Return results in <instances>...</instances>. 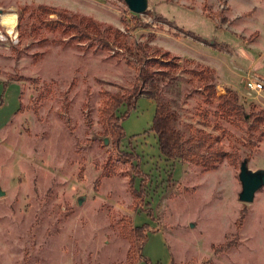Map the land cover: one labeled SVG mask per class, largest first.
<instances>
[{"label": "rangeland", "instance_id": "1", "mask_svg": "<svg viewBox=\"0 0 264 264\" xmlns=\"http://www.w3.org/2000/svg\"><path fill=\"white\" fill-rule=\"evenodd\" d=\"M9 13L15 35L2 24ZM0 32V81L20 91L0 129V264H264V187L243 203L239 179L244 161L264 170V89L246 86L264 85V0H147L140 15L121 0H0ZM137 44L160 73L184 149L226 153L215 170L160 154L146 97L116 148L101 109L135 83L127 48ZM227 90L241 112L220 106ZM132 151L129 163L121 152ZM137 164L150 179L135 213ZM143 225L157 231L141 259L122 231Z\"/></svg>", "mask_w": 264, "mask_h": 264}, {"label": "trees", "instance_id": "2", "mask_svg": "<svg viewBox=\"0 0 264 264\" xmlns=\"http://www.w3.org/2000/svg\"><path fill=\"white\" fill-rule=\"evenodd\" d=\"M45 10H49L51 12L52 9ZM167 23L168 25L170 24L177 28L174 22L169 21ZM186 33L188 34L187 36L192 37L196 41L210 44L208 40L202 38L201 36H197L189 31H186ZM127 51L133 53L139 62L137 79L128 93L118 92L107 94L104 107L101 109L102 121L106 124L107 131L112 134L116 148L118 149L120 141L124 137L121 122L128 116L129 112L135 108L138 98L146 97L155 103V115L152 121L151 131L156 136L160 154L168 160L183 158L197 166L203 167L205 171L215 170L217 166L227 157L226 153L223 150H217L209 155H205L199 152L191 150L187 151L184 149L182 133L177 127V113L172 110L169 103L164 100L161 95V80L159 71L144 67L143 63L145 51L143 45L137 44L133 47L129 46ZM213 89H215V87ZM218 100L221 107L228 106V110L236 109L238 112L242 111V107L238 106V94L233 93L231 90H227L226 95L219 97ZM121 107H124V112L117 114ZM242 116L244 118L243 113ZM256 119L260 122L264 121V117H260V115H258ZM121 154L127 158V162L129 163H132L133 160L137 159V155L133 151L131 153L121 152ZM132 168L133 175L128 182V188L130 193L135 198L132 210L136 213L137 211H142L144 208L146 198L145 191L150 178L140 169L139 164L132 165ZM136 178H140L138 189L135 187ZM147 214L152 216L149 211H147ZM130 229L132 231L123 227L122 231L131 246L128 254L132 253V247L136 246L139 251V257L142 259L141 250L146 242V230L148 227L146 225L140 227L133 226L130 227ZM144 262L145 264H150L147 260H144Z\"/></svg>", "mask_w": 264, "mask_h": 264}, {"label": "water", "instance_id": "3", "mask_svg": "<svg viewBox=\"0 0 264 264\" xmlns=\"http://www.w3.org/2000/svg\"><path fill=\"white\" fill-rule=\"evenodd\" d=\"M129 11L135 15L143 14L147 9V0H123ZM108 143L104 139V144ZM239 179L242 184V192L240 200L243 203H252L255 199L256 193L264 187V170L250 171L247 161L241 165ZM0 195L3 193L0 191Z\"/></svg>", "mask_w": 264, "mask_h": 264}, {"label": "crops", "instance_id": "4", "mask_svg": "<svg viewBox=\"0 0 264 264\" xmlns=\"http://www.w3.org/2000/svg\"><path fill=\"white\" fill-rule=\"evenodd\" d=\"M16 84H5L3 82L0 81V86H2V96L0 95V129L2 127H4L8 122H10V120L12 119V117L15 115L16 111H18L19 109V97H20V91L18 88L15 87ZM4 86V88H3ZM13 88H16L17 91H15V103H14V106H13V109L10 110V113L7 114L6 116V110L8 109L7 106V101L8 99L10 98V94L8 95L9 92H11V90ZM0 93H1V88H0ZM6 104V105H5ZM3 118V120H2ZM2 121L5 122V124L2 126ZM157 230H146V233L148 232H156ZM167 244V243H166ZM141 261V260H140Z\"/></svg>", "mask_w": 264, "mask_h": 264}, {"label": "bare ground", "instance_id": "5", "mask_svg": "<svg viewBox=\"0 0 264 264\" xmlns=\"http://www.w3.org/2000/svg\"><path fill=\"white\" fill-rule=\"evenodd\" d=\"M16 18V15L12 13L4 14L1 16L2 24L6 27L7 33L9 35H15ZM0 35H2L1 32Z\"/></svg>", "mask_w": 264, "mask_h": 264}, {"label": "built area", "instance_id": "6", "mask_svg": "<svg viewBox=\"0 0 264 264\" xmlns=\"http://www.w3.org/2000/svg\"><path fill=\"white\" fill-rule=\"evenodd\" d=\"M247 89L251 91H255L257 93H261L264 89V85L262 83L255 82L253 80H248L247 84Z\"/></svg>", "mask_w": 264, "mask_h": 264}]
</instances>
